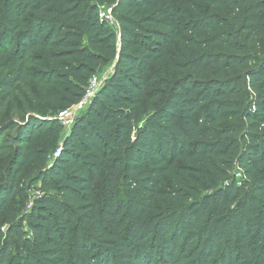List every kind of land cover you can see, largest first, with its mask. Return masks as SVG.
<instances>
[{"label": "trees", "instance_id": "obj_1", "mask_svg": "<svg viewBox=\"0 0 264 264\" xmlns=\"http://www.w3.org/2000/svg\"><path fill=\"white\" fill-rule=\"evenodd\" d=\"M7 106L0 264H264V0H0Z\"/></svg>", "mask_w": 264, "mask_h": 264}, {"label": "rangeland", "instance_id": "obj_2", "mask_svg": "<svg viewBox=\"0 0 264 264\" xmlns=\"http://www.w3.org/2000/svg\"><path fill=\"white\" fill-rule=\"evenodd\" d=\"M100 11H102V13L108 14L109 13V7H103L100 9ZM110 69H111V66L108 64L102 66L100 68V71L98 72V77L99 78L103 77L104 75H106V73H108L110 71ZM154 88H155V86L153 84L147 86V89H154ZM10 118H16V117H12V114L9 111V107L7 106L6 109L2 112V114L0 116V123H2L5 119H10ZM63 126H64L63 127L64 128L63 133L65 135V133H67L69 130L70 124L63 125ZM7 133L8 132H4V134L2 136L4 137ZM61 136H60V138H58V140L56 141V143L53 146H50L47 148L43 147L42 144H39V143H33L32 144V147L35 149V151L37 153L36 154L37 160H34L33 162L29 163L25 168H23L21 170L20 174L18 175L19 185L21 187H23V189H25V191L27 193H29L30 195L34 194V192H35V190L32 187L29 188V179L32 177V170L34 168H36L40 163H43V165L50 163L52 156L54 155L55 150H56L58 144L60 143ZM12 149L13 148H10V149H6V150H3L0 152V165H1V163L6 162V161H8V163L10 164L9 169H8V173H11V170L13 168H15V166H16V164L11 163L12 162L11 161V155H12V151H13ZM42 155H44L43 158H42ZM232 177L235 178L236 183L242 182L240 180V179H242L241 177H236L235 175H232Z\"/></svg>", "mask_w": 264, "mask_h": 264}, {"label": "built area", "instance_id": "obj_3", "mask_svg": "<svg viewBox=\"0 0 264 264\" xmlns=\"http://www.w3.org/2000/svg\"><path fill=\"white\" fill-rule=\"evenodd\" d=\"M100 16L111 21L112 19H111L110 8H109V13L108 14L102 13V11H100ZM109 72L106 73V75H104L101 78L98 77V74L93 75L90 78V80H89V83H88V85L86 87L85 95L83 96V98L78 103H76L73 106H71L70 108H68L66 110H63L60 113H58L56 118L63 125H67V124L71 125L73 120H74V118H75V116L88 105V103L90 102L91 98L97 92L99 86L101 85L102 81L107 77ZM59 153H60V147L56 148L55 153L52 156V158L57 156ZM235 176L236 177H241V178L243 177L242 173L239 170H236Z\"/></svg>", "mask_w": 264, "mask_h": 264}, {"label": "water", "instance_id": "obj_4", "mask_svg": "<svg viewBox=\"0 0 264 264\" xmlns=\"http://www.w3.org/2000/svg\"><path fill=\"white\" fill-rule=\"evenodd\" d=\"M110 13H111V9H110ZM115 62H116V61H115ZM115 62H114L113 65L111 66V70H112L113 66L115 65ZM111 70H110V71H111Z\"/></svg>", "mask_w": 264, "mask_h": 264}, {"label": "crops", "instance_id": "obj_5", "mask_svg": "<svg viewBox=\"0 0 264 264\" xmlns=\"http://www.w3.org/2000/svg\"><path fill=\"white\" fill-rule=\"evenodd\" d=\"M99 71H100V69H99Z\"/></svg>", "mask_w": 264, "mask_h": 264}]
</instances>
